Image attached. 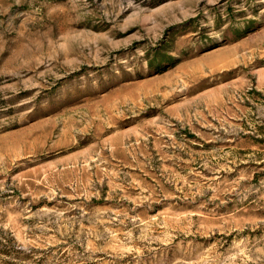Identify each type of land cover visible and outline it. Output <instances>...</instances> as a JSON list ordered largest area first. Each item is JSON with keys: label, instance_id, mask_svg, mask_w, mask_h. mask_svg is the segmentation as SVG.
Listing matches in <instances>:
<instances>
[{"label": "rangeland", "instance_id": "rangeland-1", "mask_svg": "<svg viewBox=\"0 0 264 264\" xmlns=\"http://www.w3.org/2000/svg\"><path fill=\"white\" fill-rule=\"evenodd\" d=\"M0 264H264V0H0Z\"/></svg>", "mask_w": 264, "mask_h": 264}]
</instances>
